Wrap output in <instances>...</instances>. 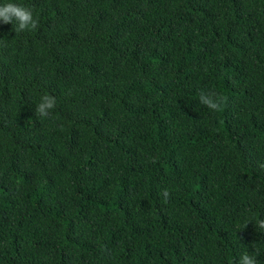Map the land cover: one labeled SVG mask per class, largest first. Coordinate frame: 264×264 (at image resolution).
<instances>
[{"label": "trees", "instance_id": "trees-1", "mask_svg": "<svg viewBox=\"0 0 264 264\" xmlns=\"http://www.w3.org/2000/svg\"><path fill=\"white\" fill-rule=\"evenodd\" d=\"M9 2L0 264H264V0Z\"/></svg>", "mask_w": 264, "mask_h": 264}, {"label": "clouds", "instance_id": "clouds-1", "mask_svg": "<svg viewBox=\"0 0 264 264\" xmlns=\"http://www.w3.org/2000/svg\"><path fill=\"white\" fill-rule=\"evenodd\" d=\"M0 22L9 24L15 22V32L34 31L38 28V20L34 18L33 10L15 3L0 4ZM200 103L212 111H217L221 108L222 98L217 96L214 92H201L199 96ZM56 106L55 97L45 95L41 97L40 103L36 106L35 112L41 118H47L51 114V110ZM155 162V158L153 161ZM165 199L168 198L169 193L165 189L162 193ZM246 226V225H245ZM259 228L264 229V219L258 221ZM238 264H259L256 256L250 254H243L238 261Z\"/></svg>", "mask_w": 264, "mask_h": 264}]
</instances>
